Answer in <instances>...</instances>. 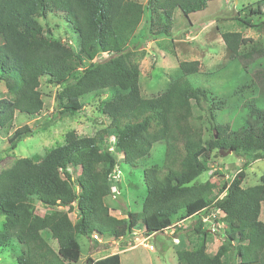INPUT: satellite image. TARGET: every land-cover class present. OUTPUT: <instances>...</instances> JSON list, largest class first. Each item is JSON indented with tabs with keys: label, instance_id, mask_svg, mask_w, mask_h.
Returning a JSON list of instances; mask_svg holds the SVG:
<instances>
[{
	"label": "trees",
	"instance_id": "16d2710c",
	"mask_svg": "<svg viewBox=\"0 0 264 264\" xmlns=\"http://www.w3.org/2000/svg\"><path fill=\"white\" fill-rule=\"evenodd\" d=\"M210 1L147 0L143 5L136 0H0V81L7 93L0 97V130L8 131L17 113L31 117L42 111L41 78L59 87L56 99L62 113L79 112L86 94L113 92L101 108L109 118L106 126L92 135L70 129L62 143L45 154L16 158L1 169L0 247L12 241L22 245L17 264L77 262L76 234L110 233L114 240L137 231L150 236L187 220H193V232L203 237L191 249H176V264H264V175L259 183L243 186L244 162L230 180L197 181L214 150L217 155L230 149L238 157L264 159V107L258 105L264 101V48L239 31L221 33L230 57L241 62L259 88L257 96L242 102L241 113L225 123L217 121L220 108L210 92L190 81L187 64L180 63V74L162 91L144 97L139 67L125 52L146 11L151 27H156L153 35L169 36L176 10L188 18ZM263 11L264 0H257L236 20L255 26L253 19L264 18ZM50 12L61 15L63 31L73 35L76 45L41 24L38 17ZM204 119L215 133L208 140L203 138ZM29 133L27 125L10 131L7 148L14 149ZM111 139L123 162L132 167L147 161L153 144L164 145L161 167L143 168L146 193L140 211H127L121 218L112 215L106 203L112 185H121L112 177L118 161L108 146ZM35 202L47 208L43 215L36 213ZM215 209L224 216L219 219L220 244L211 252V232L203 227L201 215ZM73 211L74 221L69 216ZM43 230L56 249L42 236ZM85 264H121V258L119 253L88 256Z\"/></svg>",
	"mask_w": 264,
	"mask_h": 264
},
{
	"label": "rangeland",
	"instance_id": "374dc122",
	"mask_svg": "<svg viewBox=\"0 0 264 264\" xmlns=\"http://www.w3.org/2000/svg\"><path fill=\"white\" fill-rule=\"evenodd\" d=\"M136 1L145 5L147 0ZM256 1L213 0L207 3L205 9L191 13L188 18H184L180 11L176 10L169 36L153 35L156 27H151L150 13L146 11L125 49L128 61L139 67L142 95L150 97L162 91L172 78L180 74V63H185L191 70L188 77L192 84L206 88L211 94L209 98L217 102L220 108L216 110L218 122H228L236 114L241 113L242 102L246 98L257 96L259 88L252 82L250 73L247 74L241 62L230 57L224 47L221 33L239 31L244 37L251 38L256 45L264 48V18L255 17L252 21V25L255 26L251 27L244 26L236 20L248 14V10L255 7ZM38 20L45 29H50L55 37L69 39L73 45H76L73 35L69 32L64 33L63 28L66 25L60 14L50 12L44 17H38ZM103 56L105 54H99L98 58ZM39 90L44 102L42 111L31 117L17 113L10 129L0 130V171L10 167L16 158L45 154L51 147L62 143L65 132L70 129L79 135H92L109 122V118L101 108L113 94L112 90L82 96L80 99L82 109L75 114L59 112L61 108L56 99L58 86L41 78ZM4 96H7V93L0 81V97ZM258 105L264 107V101H259ZM23 125L30 128V133L18 140L14 149H8L5 137L10 131ZM213 134L215 135L214 130L204 119L203 138L208 140ZM112 141L113 139L109 140L108 146L118 161V167L114 173L117 179L121 176L122 183L116 188L112 185L114 192L112 191V194L106 197V203L112 210L114 208L113 215L121 218L125 217V208L140 211L141 201L146 193L143 168L152 165L161 167L164 145L153 144L147 161L132 167L123 162L120 153L113 148ZM244 162L247 166L244 169L242 185L250 186L259 183V178L264 175V159L251 156L238 157L233 152L221 156L216 154V150L205 159L207 169L197 177V181L210 179V181L221 183L230 180L231 176L241 169V164ZM213 167H216V170L209 173ZM77 172L78 169L73 170V173ZM117 188H119L118 194L115 193ZM35 206L36 213L39 215L47 211V208L39 202H35ZM116 210H119L118 215ZM205 214L202 213L201 216ZM69 216L72 221L75 220L74 211ZM260 219L264 221V202L261 204ZM192 221L187 220L181 228L174 230L173 234L180 236L177 244L172 241L174 235L167 231L158 233L155 239L149 237L142 241L144 236L137 231L135 235L127 234L123 238L124 241L119 243L114 241L110 233L95 235L96 237L76 234L75 237L80 246V257L72 264H85L88 256L97 259L114 252L119 253L121 264H176L175 250L180 247L193 248L203 237L202 233L193 232ZM1 223L2 216H0V227ZM219 235V231L208 235L209 251L214 252L220 244ZM42 236L48 239L54 249L57 248L56 242L50 238L47 230L42 231ZM150 246L152 249L149 248ZM20 252L21 246L14 241L7 247H0V264H17L16 258Z\"/></svg>",
	"mask_w": 264,
	"mask_h": 264
},
{
	"label": "built area",
	"instance_id": "2783aa9c",
	"mask_svg": "<svg viewBox=\"0 0 264 264\" xmlns=\"http://www.w3.org/2000/svg\"><path fill=\"white\" fill-rule=\"evenodd\" d=\"M214 170H216V167H213L209 173H212ZM240 170L236 171L230 179H232ZM227 175V174H226ZM112 177L115 179L117 176L115 174H112ZM212 181V180H211ZM224 192H226V189L224 190ZM223 192V193H224ZM216 193V191H215ZM223 193H219L218 197L223 196ZM205 214V213H204ZM224 216V213L219 210V209H215V210H209L206 212L205 215L201 216V221L204 225L205 228H207L212 234L213 232L215 233L216 231H218L220 228H222L223 223L221 221H219L220 218H222ZM183 226V221H178L175 222L173 224H171L170 226L167 227V229H165V232H169L170 234L174 233V230H176L177 228H181ZM136 232H132L131 234L135 235ZM169 234V235H170ZM174 235V234H173ZM96 237V236H94ZM151 236H144V238L141 239L142 240H146ZM97 240H99V238H97ZM138 240V239H137ZM172 241L174 243H178L179 242V238L177 236L174 235V237L172 238ZM149 248L152 249V247L150 246Z\"/></svg>",
	"mask_w": 264,
	"mask_h": 264
},
{
	"label": "crops",
	"instance_id": "0c3cea01",
	"mask_svg": "<svg viewBox=\"0 0 264 264\" xmlns=\"http://www.w3.org/2000/svg\"><path fill=\"white\" fill-rule=\"evenodd\" d=\"M118 181H119V184H121L122 182H121V176L120 177H118ZM117 187V185L115 186V188ZM118 189L119 188H117L116 189V191H115V193H117L118 194ZM112 191H113V188H112ZM114 192V191H113ZM144 198V197H143ZM143 198H142V200H143ZM141 203H142V201H141ZM114 211V208H113V210L110 208V213L113 215V212ZM125 212H127V211H133V210H131V209H129V208H125V210H124ZM116 212H117V215L119 214V210H116ZM136 212H138V211H136ZM125 216V215H124ZM117 217V216H116ZM71 219V218H70ZM187 221H185V222H183V224H185ZM139 232V231H138ZM140 233V232H139ZM158 234V233H157ZM156 233L155 234H152V235H150L152 238H154L155 239V237H156V235H157ZM126 236H124V237H122V238H120V239H118V240H114L115 242H121V241H124V239L123 238H125ZM179 238H180V236H178ZM128 243V242H127ZM51 245V244H50ZM21 246V250L23 249V247H22V245H20ZM187 249H191V248H187ZM115 253V252H114ZM117 253V252H116ZM112 254V253H111ZM103 257V256H102ZM96 259V258H95Z\"/></svg>",
	"mask_w": 264,
	"mask_h": 264
},
{
	"label": "water",
	"instance_id": "95a60500",
	"mask_svg": "<svg viewBox=\"0 0 264 264\" xmlns=\"http://www.w3.org/2000/svg\"><path fill=\"white\" fill-rule=\"evenodd\" d=\"M232 151L230 150V149H227V150H225V151H222V150H219V154L221 155V156H225V155H227V154H230Z\"/></svg>",
	"mask_w": 264,
	"mask_h": 264
}]
</instances>
